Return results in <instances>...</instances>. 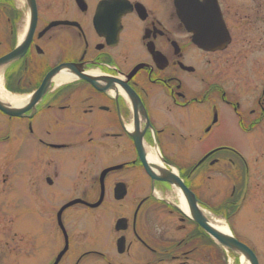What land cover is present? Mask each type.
I'll use <instances>...</instances> for the list:
<instances>
[{"label": "flooded vegetation", "instance_id": "obj_1", "mask_svg": "<svg viewBox=\"0 0 264 264\" xmlns=\"http://www.w3.org/2000/svg\"><path fill=\"white\" fill-rule=\"evenodd\" d=\"M34 2L25 55L0 66V100L10 107L0 110V148L11 149L0 204L11 191L16 204L31 206L27 246L49 239L55 257L66 249L59 264H227L167 202L179 204L169 183L147 173L136 141L156 175L178 173L201 206L214 204L203 195L213 168L228 186L217 189L223 215L238 187L243 205L255 200L253 181L259 188L264 178V167L256 174L264 160V0H217L226 42L205 29V40L219 36L224 45L212 50L194 44L174 0ZM30 17L27 2L0 0V60L25 39ZM59 67L61 79L35 103ZM214 134L226 138L198 166Z\"/></svg>", "mask_w": 264, "mask_h": 264}, {"label": "rangeland", "instance_id": "obj_2", "mask_svg": "<svg viewBox=\"0 0 264 264\" xmlns=\"http://www.w3.org/2000/svg\"><path fill=\"white\" fill-rule=\"evenodd\" d=\"M222 138L226 137L219 138L214 134L202 142L200 149L203 151L209 150L214 144L225 140ZM219 139L222 140L219 141ZM230 140L235 141V139ZM239 148L241 149V146ZM9 149V147L0 148V178L2 173L6 172L5 170L10 162ZM247 153L249 154L248 149ZM249 161L251 162V160ZM256 164V174L261 179L263 177L261 167H264V160H260ZM218 173L219 170L212 169L210 172L211 179L208 180L211 189H208L209 193L207 195H205V192L203 194L207 202L214 203L213 205H217L220 200L217 189L227 190L226 188H228V186L223 187V183L218 178ZM258 182L261 185L259 188L256 181H253L255 200L245 206L239 217L229 218L228 224L234 236L249 245L257 253L260 263L264 264V178ZM1 189L0 184V192ZM21 191L24 192V190ZM211 192L214 193L213 196H210ZM0 201L2 200L0 199ZM15 202H17V196L9 191L7 201L0 204V264H45L53 257L51 247L54 243L49 245V239H47L46 246L42 248L43 245L41 246L39 238H37L38 241L34 243L37 247H34V245L33 247L27 246L29 243H27L28 239L25 237L24 221L29 217L31 206L24 203L16 204ZM54 239V242H56L53 249L55 253L59 249V238L56 234Z\"/></svg>", "mask_w": 264, "mask_h": 264}, {"label": "water", "instance_id": "obj_3", "mask_svg": "<svg viewBox=\"0 0 264 264\" xmlns=\"http://www.w3.org/2000/svg\"><path fill=\"white\" fill-rule=\"evenodd\" d=\"M24 2H27V0H24ZM29 6H30V10H31V17H30V26L28 29V34L29 32H32V28L35 25V19H36V14H35V7L33 5V1L29 0ZM30 27H31V31H30ZM27 34V35H28ZM29 44V40H27L23 46H21L20 48H18L15 53H12L11 55L7 56L6 58H4L2 61H9V60H16L18 58H20L24 53H25V49ZM72 69H74V67L68 66ZM58 70H56L55 72L51 73L45 80V82L42 85V89L41 91L38 92V94L35 97V100H39L40 97L43 94L44 88L46 92V87L50 86L52 84L53 79L58 76L60 74V72L58 71V73H56ZM55 73V74H54ZM10 107L4 103H2L0 101V109L5 111V112H9ZM145 166L147 167L146 169L149 171V173L152 176V172L150 171V168H148L147 162H145ZM168 181L172 184L175 185L177 188H179L183 194V196L185 197L186 200V204L188 207V210L190 212V217L192 220H194L197 224H199L204 230L207 231V233L209 235H211L222 247L231 250L239 255H242L249 264H259L258 260L256 258V256L254 255V253L247 248L246 246H244L243 244L239 243L237 240H235L232 236L227 235L225 233H223L222 231L216 229L211 222L209 221V219L200 211L198 205H197V201L195 199V197L193 196V194L183 185V183L178 180L175 176L169 175L168 177Z\"/></svg>", "mask_w": 264, "mask_h": 264}, {"label": "bare ground", "instance_id": "obj_4", "mask_svg": "<svg viewBox=\"0 0 264 264\" xmlns=\"http://www.w3.org/2000/svg\"><path fill=\"white\" fill-rule=\"evenodd\" d=\"M25 25H27V20H25ZM24 29H23V31L25 30V26L23 27ZM1 82V81H0ZM180 202H181V208L185 211V212H187V207H186V204H185V202H184V200L181 198V200H180ZM245 206H246V202L244 203V205H243V207H242V209L240 210V212L238 213V215L236 216V217H239L241 214H242V212H243V210H244V208H245ZM215 220H217V221H214V223L216 224H214V226L216 227V228H218L219 230H222V231H228V228L225 226V223H224V221L222 220H219V219H215Z\"/></svg>", "mask_w": 264, "mask_h": 264}]
</instances>
